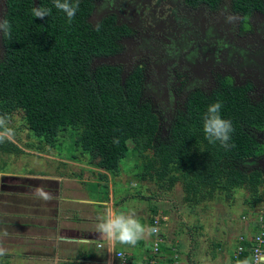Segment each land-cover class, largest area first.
I'll return each mask as SVG.
<instances>
[{
	"label": "rangeland",
	"instance_id": "obj_1",
	"mask_svg": "<svg viewBox=\"0 0 264 264\" xmlns=\"http://www.w3.org/2000/svg\"><path fill=\"white\" fill-rule=\"evenodd\" d=\"M3 1L0 0V19H3L5 13ZM262 1L264 3V0ZM221 3H223L221 7L226 9L225 13L233 12L229 7V0H221ZM187 8L186 13L198 14L201 7L194 5ZM111 15L115 18L113 14ZM111 15H100V17L106 18ZM232 15L235 17V22L231 28H221L220 33L211 36L212 28L208 31L210 32L208 37L201 32L199 38L185 41L182 50L176 44V39L186 34L185 30L178 33L174 29L165 28L159 33L154 29L148 40L152 52L144 50L136 56L123 60V52L133 48L132 43L140 41L141 36L132 29V36L128 37L130 46L120 41L116 54L96 62V66L104 64L116 66L123 76L136 73L139 92H143L144 97L141 101L146 103L147 110L154 115L156 124L151 146L141 152L133 148L131 139L125 138L126 149L117 158V170L113 176L114 196L122 199L124 197L122 193L126 195L127 201L124 207L131 205L130 200L136 199V203L132 204L133 208L149 215L150 226L158 229V232L152 235V241L159 239L162 242L160 246L162 251L169 249V253H178L176 260L180 264H248L246 254L242 256L233 254L240 241L248 242V248L257 246L263 257L259 264H264V240L258 242L255 239L264 232V128L247 129L257 143L253 156L235 161H219L221 181L210 191L192 185L191 182L194 181L190 173L192 169L189 167L178 169V163L179 166L181 163L183 165L185 157L198 153L201 149L192 134L195 128L196 109L188 100V93L198 92L208 95L217 83L223 81L244 86L247 92L246 98L250 103L264 104V64L257 63L258 72L252 74L246 73V70L239 73L238 67L243 65L241 64L242 48L245 47L247 52L253 53L252 45H256L259 39L264 41V34L256 35L260 22L264 21V5L261 10L253 12L246 22L248 16ZM253 16H258L259 21L255 22ZM237 19H240L239 24L244 20V27L248 29H239ZM184 22L190 23L187 20ZM145 31L150 32V30ZM166 33H170L171 37H166ZM248 36L255 41L250 42L246 38ZM3 47L0 37V59ZM188 47H193L192 50L197 56L201 55L198 60L196 55L193 56V65H195L193 71L184 58ZM258 48L264 55V42ZM202 49L207 50L202 52L204 55L199 51ZM226 54L230 56L229 62L223 61L224 58L226 59ZM16 109L0 100V116L7 118V127L14 131V135L5 141L16 143L22 150L18 155L0 152V180L3 178L2 168L6 169L13 164L16 167L21 162L20 169L27 168L41 172L49 170L52 161L43 159L44 155L39 158L30 157V152L33 151L32 148L27 149L30 144L32 147H37L38 152L47 154L56 151L70 155L71 147L79 150L80 146L72 142L75 128L68 122L61 124L62 126L60 125L54 133L58 137L52 146L42 139L39 141L26 129L21 113ZM177 125L180 126L179 129L186 131L187 141L190 142L183 153L184 161L181 159L176 165L169 163L167 166H162L161 160L154 155V151L157 147L168 145L170 133ZM22 157L21 161H17V158ZM35 160L36 162L33 163L32 161ZM82 162H86V159L83 158ZM94 162L95 164H92L95 167H101L96 163L98 159H94ZM53 165L56 166L55 161ZM230 169L243 173L247 176V180L235 187L224 188L223 179ZM11 175L12 172L6 170L4 179L0 181L4 184V189L0 186V207L3 209L5 204L2 203L7 202L6 195H10L8 185L12 181ZM31 178V182L25 179L18 180L20 182L18 186L26 187L19 193L29 194L27 199L31 198V192H35L36 197L38 196L36 189L41 188L40 178L43 177L31 176ZM184 183L188 184L187 191L184 190ZM156 217L158 221L153 223ZM17 231L15 228L10 230V232ZM6 235L0 233V248L4 249L5 253L13 248L12 244L14 247L25 245L22 238L14 237V240L9 238L12 236ZM26 240H28L26 244L32 242ZM147 241L152 242L150 239ZM5 257L6 255L0 256V263L6 261ZM8 261L9 264H13L12 261Z\"/></svg>",
	"mask_w": 264,
	"mask_h": 264
},
{
	"label": "trees",
	"instance_id": "obj_2",
	"mask_svg": "<svg viewBox=\"0 0 264 264\" xmlns=\"http://www.w3.org/2000/svg\"><path fill=\"white\" fill-rule=\"evenodd\" d=\"M231 4L241 15L263 7L260 0H231ZM33 7L52 11L43 19L36 18L32 16ZM4 9L3 19L9 21L12 30L10 36L0 34L4 45L0 59V100L19 110L33 136L51 145L59 126L68 122L75 128L74 144L92 160L98 159L96 163L110 173L117 170V158L125 152V138L133 141L137 152L151 146L155 118L141 101L136 73L121 79L116 66H96L98 59L111 57L119 48L122 31L112 24L111 17L91 24L87 20L91 0H79V9L70 24L64 13L53 7V0H4ZM187 98L196 109L192 134L201 149L185 157L183 153L190 142L186 131L177 125L170 133L168 145L157 147L154 155L162 166L176 165L185 157L183 165L178 163V169H192V185L210 191L221 181L220 160L253 156L257 143L247 129L264 128V109L248 101L244 86L226 82L206 96L192 92ZM217 101L222 104L221 116L231 120L234 128L230 141L234 146L227 149L218 142L209 144L202 129L207 106ZM114 139L119 142L113 143ZM4 142L0 143L1 154L22 152L16 143ZM30 148L37 147L30 144L27 149ZM226 173L224 188L247 180L237 170ZM184 185L187 191L188 184ZM238 243L246 248L239 256L247 255L248 242Z\"/></svg>",
	"mask_w": 264,
	"mask_h": 264
},
{
	"label": "crops",
	"instance_id": "obj_3",
	"mask_svg": "<svg viewBox=\"0 0 264 264\" xmlns=\"http://www.w3.org/2000/svg\"><path fill=\"white\" fill-rule=\"evenodd\" d=\"M57 137H54L52 146ZM70 151V155L56 151L50 154L37 150L30 152V157L39 158L44 155L43 159L52 161L49 170L45 172L20 169L22 162L16 167L13 164L1 169V180L4 179L6 170H10L12 181L8 185V201L2 203L5 204V211L0 207V233L12 236L9 238L13 239L20 237L25 245L14 247L12 244L13 248L4 254L7 263L5 261L0 264H9L8 260L13 264H110L116 251L126 252L138 259L145 255L150 244L147 240L152 241V235H146L135 246L121 244L101 235L97 231V223L106 209L134 214L147 227L150 226L149 215L133 208L132 204L136 203V199L130 200L131 205L124 207L126 195L122 193V199L114 196V172L108 174L110 172L104 168L95 167L92 157L87 156L88 153L81 148L74 150L71 147ZM83 158L86 162H82ZM22 159L23 157L17 158V161ZM53 161L56 162L55 167ZM32 162L35 163L36 160ZM31 176L43 177L40 178L41 188L50 194V199L36 197L35 192H31V198L27 199L29 194L19 193L26 187L18 186V180L30 181ZM0 186L4 189L2 182ZM13 228L18 231L10 232ZM26 239L32 242L26 244Z\"/></svg>",
	"mask_w": 264,
	"mask_h": 264
},
{
	"label": "flooded vegetation",
	"instance_id": "obj_4",
	"mask_svg": "<svg viewBox=\"0 0 264 264\" xmlns=\"http://www.w3.org/2000/svg\"><path fill=\"white\" fill-rule=\"evenodd\" d=\"M260 1L262 5H264L263 1L262 0ZM91 4H92V9L89 17L87 18V20L91 24L96 23L100 19H102L100 15L113 14L115 16V18H113L112 15L108 17H111L113 19L112 24L119 27L122 31V35L118 40L119 44L121 41L123 44L130 46L131 42L128 37L132 36L131 33L132 29L135 30L139 36H141L140 41L138 43H132L133 48L129 47L130 49L123 52L124 54L123 60H127L133 56H136L139 53H141V51L144 50H150L152 52V47L148 44V40L150 39V33L154 31V29H157L159 33L165 28L174 29L178 33L185 30L186 34L180 35L176 39V44L180 46L182 50L185 41L199 38L201 32L203 33L204 36L208 37L210 35L213 36L220 33L221 28L224 29L231 28L235 22V17L232 14L240 15L239 12L235 11L232 8L231 0H229V7L233 12H229V14L225 13L224 10L226 9H223L221 7L223 5V3H221V0H215L210 3L206 2L205 0H91ZM194 5L201 7L198 10V14L190 13V12L189 14L186 13V10H188L187 7ZM256 11L259 10H254L247 15H243V16H248L245 22L249 19L252 13ZM184 20H187L190 23L187 24L184 22ZM253 20L255 22H258L259 17L253 16ZM236 22L239 29L241 30L248 29L244 27V20H241L242 23L240 24H239L240 19H237ZM242 24L243 27H241ZM259 26L260 27H258L259 29L256 32V35H263L264 21L260 22ZM211 29L212 31L211 34L209 35L210 32L208 31ZM145 30H150V32L147 33ZM165 36L171 37V34L166 33ZM246 38L252 43L253 41H255V39L252 38L251 36H248ZM263 42L264 41L259 39L256 42L257 43L256 45H252L254 50L253 53L247 52V49L245 47L242 48L241 64L243 65L238 66L240 69L239 73L240 72L242 73V71L245 70L247 71L246 73L248 74L258 72V70H256L258 64L260 63H262V65L264 64V55L261 54V50H258L259 49L258 47L262 46ZM202 47H204L203 44ZM202 47L200 46V48ZM192 48L189 47L187 48V52L185 53L184 58L188 62V65L190 66L191 70L193 71L195 66L193 65L194 64L193 56L196 55L195 57L198 60V58L199 59L201 58V55L197 56V53L194 52ZM199 51L201 53L207 52V50L205 49ZM238 52L240 53V50H238ZM202 55H204V53H202ZM225 57L226 59L224 58L223 61L229 62L230 56L226 54ZM119 75L121 79L127 77V75L123 76L121 72L119 73ZM221 82L217 83V85H219ZM231 85L242 86L235 84H231ZM216 86L212 88V90L215 89ZM142 97H143V92H140V98ZM251 104H254V102H252ZM256 105H259L264 109V104L261 105L256 104Z\"/></svg>",
	"mask_w": 264,
	"mask_h": 264
},
{
	"label": "clouds",
	"instance_id": "obj_5",
	"mask_svg": "<svg viewBox=\"0 0 264 264\" xmlns=\"http://www.w3.org/2000/svg\"><path fill=\"white\" fill-rule=\"evenodd\" d=\"M53 7L67 18L70 24L73 21L78 9L79 0H53ZM52 9L46 7H33L32 16L43 19L51 14ZM12 25L6 19H0V34L10 36ZM222 104L217 101L207 106L206 112L202 117V129L205 139L209 144L215 145L217 142L221 147L227 149L233 147L230 143L231 134L234 132L232 121L221 116ZM14 135L13 129L7 127V118L0 116V143ZM114 139L113 143H118ZM36 193L40 198L50 199V194L42 188H37ZM97 231L110 241L121 244L135 246L145 236H151L158 232L156 227L141 224L134 214L116 212L106 209L103 216L98 218ZM5 254V250L0 248V256Z\"/></svg>",
	"mask_w": 264,
	"mask_h": 264
},
{
	"label": "built area",
	"instance_id": "obj_6",
	"mask_svg": "<svg viewBox=\"0 0 264 264\" xmlns=\"http://www.w3.org/2000/svg\"><path fill=\"white\" fill-rule=\"evenodd\" d=\"M157 221L158 217L153 219V223H156ZM255 239L258 242H262V234ZM161 243L162 242L159 239L152 241L147 246L145 255L139 259L130 256V254L126 252L116 251L113 253V261H111L110 264H180V262L176 260L177 256H179L178 253H169V249L162 251L160 249ZM243 250H245L244 247L237 246V249L233 254L239 256V253ZM262 258L263 257L257 246H250L246 262L248 264H259Z\"/></svg>",
	"mask_w": 264,
	"mask_h": 264
},
{
	"label": "water",
	"instance_id": "obj_7",
	"mask_svg": "<svg viewBox=\"0 0 264 264\" xmlns=\"http://www.w3.org/2000/svg\"><path fill=\"white\" fill-rule=\"evenodd\" d=\"M108 58H110V57H108ZM103 60V58H101V59H98L97 61H102Z\"/></svg>",
	"mask_w": 264,
	"mask_h": 264
}]
</instances>
